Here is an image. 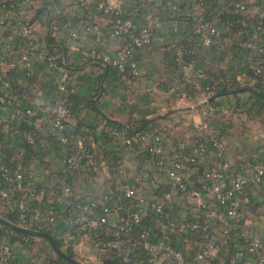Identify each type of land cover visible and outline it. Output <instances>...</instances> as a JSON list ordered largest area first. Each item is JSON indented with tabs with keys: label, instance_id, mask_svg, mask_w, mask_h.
<instances>
[{
	"label": "built area",
	"instance_id": "1",
	"mask_svg": "<svg viewBox=\"0 0 264 264\" xmlns=\"http://www.w3.org/2000/svg\"><path fill=\"white\" fill-rule=\"evenodd\" d=\"M30 1L20 0L7 5V11L16 21L17 35L26 47L16 55L11 52L0 53V126L3 135L17 136L20 129L16 126L22 125L23 143L31 151H17L20 161L15 165L0 158V203L18 204L22 209L21 201L41 199L43 207L34 213L35 222L47 229L56 241L71 247L84 264L88 261L82 255L84 239L90 236L94 239L90 249H97L105 243L120 264H135L132 259L139 254L149 255L155 264H162V260H168L170 264H232L229 260H216L214 229L219 223L229 220L238 222L240 195L249 184H258L263 180L264 166L253 165L252 174L235 172L230 176L224 168L207 167L198 184L193 186L189 184L186 173L191 166L197 165L199 155H209L211 151L218 156L223 153L224 145L219 130L207 119L193 124L200 134V142L193 154L181 149L167 151L165 138L159 132L143 130L129 133L126 129L107 128L106 133L113 140L122 141L151 160L155 173L151 186L160 185V178L164 176L170 188L158 190L152 186V193H148L139 186L126 183L100 191L95 198L81 196L72 182L78 174L80 163L85 162L86 172L90 175L96 173L99 167L96 156L86 147L84 138L74 135L70 129L71 111L67 93L73 74L66 61H59L55 54L34 51L35 36L31 20L24 18L19 11V6H26ZM78 1L93 5L96 11L107 18L110 35L122 43L120 52L113 55L102 54L96 49L80 50L82 59L100 61L102 65L112 66L119 72L128 71L137 78L141 70L133 53L151 43L164 19L154 16L143 25H138L135 21L137 7L126 12L119 1ZM253 2L264 4V0H230L228 4L231 13L245 14V18L250 21V24L245 25L246 30L236 32L243 36L239 46L246 51V65L241 73L232 78L239 85L250 78L257 79L261 82L264 94V10L256 12L254 16L246 14L248 5ZM189 16L191 21H185L186 29L189 30L188 44L174 47L178 81L168 91L178 97H196L201 94L202 100L206 101L215 95L217 89L215 82L197 67L195 57L206 47L219 43L221 29L215 17H207L202 11L192 12ZM67 26L68 23L63 25ZM172 28L174 32L178 31V27ZM84 31L92 34L97 44L101 43L105 35L97 24L86 25ZM71 35L77 37L76 32ZM192 41L195 45L190 49L188 45ZM185 55H188V59L184 58ZM39 60L54 77L52 97L50 101L38 99L33 105L22 106L16 103L10 93L15 89L14 76L19 73L37 76L39 71L36 63ZM47 125L49 128L46 132ZM43 131L58 162V186L55 189L40 187L34 170L23 164L27 161L41 162L44 148L37 135ZM185 195L200 200V220L186 217L174 200V197L182 198ZM19 198L21 201H18ZM20 218H23V214ZM3 227L0 223V228ZM9 229H4L5 234L16 236L23 243L28 242V237L17 236ZM240 239L257 264H264V224L259 234L242 231ZM192 240L199 244L193 252L190 247ZM11 259V245L5 240L0 241V264H10Z\"/></svg>",
	"mask_w": 264,
	"mask_h": 264
},
{
	"label": "crops",
	"instance_id": "2",
	"mask_svg": "<svg viewBox=\"0 0 264 264\" xmlns=\"http://www.w3.org/2000/svg\"><path fill=\"white\" fill-rule=\"evenodd\" d=\"M17 1L20 0H0V53L11 52L16 55L23 50L15 20L7 11L8 3ZM106 1H119L126 12L137 7L135 21L138 25H143L148 18L154 16L164 19L151 43L133 53V58L141 70L137 78L128 71L107 69L100 61L83 60L80 56V50L83 49H96L102 54L113 55L118 54L122 47V43L109 33L108 19L96 11L93 5L81 4L78 0H31L26 6H19L24 18L32 23L34 51L47 53L45 50L47 42L50 41L60 46L53 50L58 59L63 57L68 60L72 69L73 80L67 101L68 106L72 110L74 108L69 121L70 129L74 135L84 138L86 147L96 156L99 167L96 173L88 175L85 162H81L79 172L72 181L75 190L85 198H95L100 191L114 189L126 183L139 186L148 193H152V186L158 190L170 188L164 176L160 178V185L151 186L155 173L146 154L126 146L120 140H102L101 131L110 123L109 120L159 132L170 148L182 149L186 145L193 147L196 144L200 134L193 124L207 119L219 130V137L224 145L223 153L218 156L211 151L209 155H199L197 165L191 166L186 173L189 184L193 186L198 184L207 167L224 168L230 176L235 172L252 174L253 165L264 166V112L257 115L251 105V90L261 93L263 91L259 81L250 78L240 85V90L215 94L206 102L202 100L201 94L196 97H178L168 91L178 81L174 47L186 41L188 33L185 21L195 11L215 17L221 29L219 43L206 47L196 55L197 67L214 82L223 77H234L245 69L246 51L239 46L243 36L229 30L223 20V15L232 14L228 6L230 0ZM261 10H264V4L253 2L248 5L246 14L254 16ZM240 15L242 17L238 22L250 24L245 14ZM66 23L68 26L63 27ZM89 24H97L104 31L105 35L100 44L94 41L92 34L84 31V27ZM173 26L178 27L177 32L172 30ZM72 32L77 33L76 38L72 37ZM36 64L39 71L37 76L28 78L22 73L14 76L17 85L10 93L16 103L22 106L33 105L38 99L50 101L52 97L54 77L41 65L40 60ZM16 127L20 129L17 136L0 133V143L5 141L14 152L3 155L0 151V158L11 165L20 161L16 152L24 149V127ZM48 128L47 125L46 132ZM44 133L43 131L37 135L44 148L41 162L27 161L23 164L24 167L34 170L40 187L55 189L58 186V162L45 140L47 137ZM174 200L186 217L192 220L201 219L202 206L199 199L185 195L182 198L174 197ZM37 201L43 207V202ZM21 202L23 209L29 201ZM2 209L0 206V212ZM238 216V222L229 220L215 227V258L221 262L232 261V264H257L254 256L246 251L240 233L252 231L259 234L263 227L264 177L260 183L245 187L240 195ZM38 238L40 237H35L31 243L26 244L7 236L5 232L0 233V241L5 240L11 245L10 264H49V256H58L47 240L44 242ZM89 238L84 239L83 245L82 255L88 258L85 264L117 263L105 243L97 249H90L94 239L92 236ZM192 241L191 252L199 246L196 240ZM56 243L64 253H71L72 258L84 264L71 247L62 242ZM138 258L134 257L132 262L146 263ZM150 260L155 264L151 257ZM162 264L170 263L162 260Z\"/></svg>",
	"mask_w": 264,
	"mask_h": 264
},
{
	"label": "trees",
	"instance_id": "3",
	"mask_svg": "<svg viewBox=\"0 0 264 264\" xmlns=\"http://www.w3.org/2000/svg\"><path fill=\"white\" fill-rule=\"evenodd\" d=\"M241 17L242 16L240 14H233V13L232 14H228V15H223V20H224L225 26L227 27L231 23V26H228L227 28L229 30L235 32V33L237 31H239V30H246L247 26H245L244 24L238 22L239 19H241ZM186 21H191V17L188 16ZM14 23L16 25V21H14ZM16 27H17V25H16ZM188 32H189V30L187 31V33ZM187 35H189V33ZM93 38H94V36H93ZM188 41L189 40L186 37V41L184 42V44L187 45ZM191 43L192 44H189L188 46H189L190 49H193V47L195 45V42L192 41ZM22 45H23V47H26L25 42L24 43L22 42ZM55 47H60V46L55 45V44L51 43L50 41H48L47 42V48H46L47 50H45V51H47V53H49V54H55V52L53 51ZM184 58L188 59V55H185ZM60 60L66 61L67 67L72 72V69H71V66L68 63V60H66L63 57H60L59 61ZM105 68L116 70L112 66H106ZM12 74H15V73H12ZM25 77L31 78L33 76H25ZM222 79L223 80H221V81L215 82V87L217 89L215 94L224 93V92H231L233 90H240L242 88L239 84L236 83V81L232 77H230V78L229 77H223ZM255 80L259 81L257 79H255ZM16 83L17 82L15 80L14 83H13V86H16L17 85ZM259 83L261 84L260 81H259ZM251 91H252L251 92V98H252L251 105H252V108H254L256 110V112H257L256 114L257 115L261 114V113L264 112V94L259 92L258 90L257 91L256 90H251ZM67 96H68V93H67ZM67 101H68V98H67ZM70 111H71V114L74 113V108H73V110L70 108ZM109 122L110 123H108L107 126H105L104 130L101 131V134H100V136H101L103 141L108 140V139H110V140L112 139L106 133V129L107 128L126 129L129 133L135 132V131H143V130H145L144 127H139V126L138 127L137 126L133 127V126H130L129 124H123V123L118 122V121L109 120ZM0 133H1V126H0ZM2 141L0 143V151H1V153L3 155H9V154L11 155V153H14L12 151V149L9 148L6 145V142L3 141V143H2ZM199 142H200V137L197 139L196 144L193 147L189 146V145H186V147H183L182 149L181 148H170L167 145L166 142H165V147H166L167 151H169V150L170 151H176L178 149H181L185 153L193 154V153H195L194 150L197 147ZM23 145H24V149H22V150H25L27 152L31 151L24 143H23ZM78 172H79V170H78ZM87 174L90 175V173H88V172H87ZM37 200L41 201V199L30 200L29 202H27V204L25 205V207L23 209L19 208L18 204L13 206L11 204L0 203V206H2V208H3L2 211L0 212V216L5 218V219H7L8 221L14 223L15 225H21V226H24V227L29 228V229H33V230H36V231H45V232L48 233L49 231L47 229L39 227V225L34 220V215H35L34 213L36 212V210L38 208H40L39 201H37ZM21 214H23V218H20ZM145 221L148 222V218H146ZM4 229H9V228L3 227L2 229H0V233L1 234L4 233V231H5ZM9 230L13 231V233H16L17 236L21 235V236L28 237V242H26V244L31 243L35 239V237H33V236L29 235V234L22 233V232H19V231H16V230H12V229H9ZM7 236L19 239L18 237L13 236V235L12 236L7 235ZM38 239H40L41 241L46 242V239H44L42 237H40ZM55 241H56V239H55ZM69 255L71 256V253H69ZM146 255L147 254H139V256H138L139 258L138 259L144 260L148 264H152L151 260H150V256H146ZM48 259H49V264H66V262L64 260H62L60 257H58V256H55V257L49 256ZM115 264H120V263H115Z\"/></svg>",
	"mask_w": 264,
	"mask_h": 264
},
{
	"label": "water",
	"instance_id": "4",
	"mask_svg": "<svg viewBox=\"0 0 264 264\" xmlns=\"http://www.w3.org/2000/svg\"><path fill=\"white\" fill-rule=\"evenodd\" d=\"M0 222L12 230H16V231H19L22 233H26V234H29V235L34 236V237H42V238L46 239L59 257L63 258L64 260H66L70 264H81L78 261H76L74 258H72L71 256L64 253L59 248V246L57 245L55 239L49 233H47L45 231H36L33 229H29L26 227L15 225L14 223H12V222L4 219V218H1V217H0Z\"/></svg>",
	"mask_w": 264,
	"mask_h": 264
}]
</instances>
